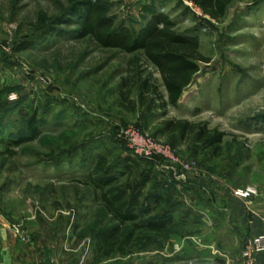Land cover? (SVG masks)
Returning <instances> with one entry per match:
<instances>
[{"label":"rangeland","instance_id":"obj_1","mask_svg":"<svg viewBox=\"0 0 264 264\" xmlns=\"http://www.w3.org/2000/svg\"><path fill=\"white\" fill-rule=\"evenodd\" d=\"M107 3L115 30L139 33L162 14L197 36L200 71L171 106L142 50L83 37L67 0H0V249L53 264H234L252 237L246 219L264 217V0H234L220 19L192 0ZM26 42L34 46L19 49ZM136 66L164 99L143 104L134 88L136 108L125 109L121 84ZM32 119L38 138L13 144ZM172 120L197 129L184 134ZM202 130L220 135V151ZM131 139L157 154L140 157ZM147 176L137 221H116L93 186L131 188ZM169 218L163 234L143 227Z\"/></svg>","mask_w":264,"mask_h":264},{"label":"trees","instance_id":"obj_2","mask_svg":"<svg viewBox=\"0 0 264 264\" xmlns=\"http://www.w3.org/2000/svg\"><path fill=\"white\" fill-rule=\"evenodd\" d=\"M199 5L206 14L214 19L225 16L228 8L234 0H192ZM72 6L71 18L80 24L81 35L93 38L103 47H119L127 52L142 50L144 58L158 70L163 85L167 91L168 102L176 106L180 101L185 89L189 87L194 77L200 71L199 61H204L199 55L200 40L197 36L181 34L175 29L174 22L165 15H156L139 33L129 30H115L114 20L109 16L110 7L107 0H67ZM37 24L45 25L46 17L40 14ZM69 22H71L69 20ZM34 46L32 42H26L19 49H28ZM137 65V63H135ZM134 88L140 89L141 103H146V95L154 94L158 99H164L152 72L141 69L140 66L133 68V74L126 77L121 84L120 96L122 106L127 109L128 104L135 110L136 102L131 99ZM127 103V104H126ZM37 120L29 122L30 136L20 137L12 141L17 146L32 141L40 135ZM168 127L173 130L186 132L196 131V126L187 121H169ZM196 128V129H195ZM198 137L208 143V146L217 151L221 149L222 139L215 133L200 131ZM12 154H15L11 151ZM126 165L131 171L133 167ZM148 176L143 183L129 188H114L112 180H94V187L100 193L101 200L112 215L120 222L137 221L142 215L137 209L141 205L144 196V186L150 181ZM156 203H160L162 196H153ZM151 211H146L149 213ZM171 219L150 221L143 227L158 234L165 233L171 223ZM117 229H114L111 240L115 239ZM110 244V243H108Z\"/></svg>","mask_w":264,"mask_h":264},{"label":"crops","instance_id":"obj_3","mask_svg":"<svg viewBox=\"0 0 264 264\" xmlns=\"http://www.w3.org/2000/svg\"><path fill=\"white\" fill-rule=\"evenodd\" d=\"M247 225L250 224L251 236L259 235L264 230L263 215H249L246 219ZM230 261L234 264H241L242 254L238 256H231ZM0 264H53L45 255L40 257L37 251L24 250L19 248H4L0 249ZM256 264H264V252L259 253L256 257Z\"/></svg>","mask_w":264,"mask_h":264},{"label":"built area","instance_id":"obj_4","mask_svg":"<svg viewBox=\"0 0 264 264\" xmlns=\"http://www.w3.org/2000/svg\"><path fill=\"white\" fill-rule=\"evenodd\" d=\"M143 143L137 142L134 139H131V147L134 148L135 153L142 158L151 159L155 152H151L147 148L150 147L146 143L145 139H142ZM147 144V145H146ZM155 150V148H153ZM156 151V150H155ZM175 161V160H174ZM186 168H189L187 166ZM255 193L254 190L250 189L246 194L241 193L243 196H250ZM264 252V230L260 235H255L248 238L244 245V250L242 253V261L241 264H256V257L259 253Z\"/></svg>","mask_w":264,"mask_h":264},{"label":"water","instance_id":"obj_5","mask_svg":"<svg viewBox=\"0 0 264 264\" xmlns=\"http://www.w3.org/2000/svg\"><path fill=\"white\" fill-rule=\"evenodd\" d=\"M171 264H176V263H171Z\"/></svg>","mask_w":264,"mask_h":264}]
</instances>
